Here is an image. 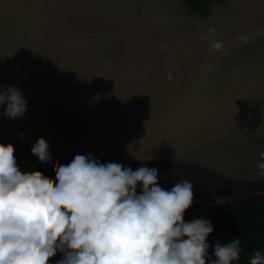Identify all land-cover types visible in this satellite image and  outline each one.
<instances>
[{
    "label": "water",
    "instance_id": "obj_1",
    "mask_svg": "<svg viewBox=\"0 0 264 264\" xmlns=\"http://www.w3.org/2000/svg\"><path fill=\"white\" fill-rule=\"evenodd\" d=\"M209 29L224 51H210ZM12 84L27 111L0 108V142L18 162L40 165L43 136L55 167L91 153L135 170L130 145L158 157L146 166L163 188L190 180L193 206L264 195V0L199 14L185 0H0V85Z\"/></svg>",
    "mask_w": 264,
    "mask_h": 264
},
{
    "label": "clouds",
    "instance_id": "obj_2",
    "mask_svg": "<svg viewBox=\"0 0 264 264\" xmlns=\"http://www.w3.org/2000/svg\"><path fill=\"white\" fill-rule=\"evenodd\" d=\"M213 32L208 30L210 51H224ZM238 39L248 43L244 36ZM172 78L170 69L167 79ZM99 99L97 94L94 100ZM0 108L7 120L23 117L27 101L17 85H0ZM129 146L126 151L143 166L134 170L76 154L55 169L53 184L43 171L22 168L13 144L0 142V264H238L239 238L210 240L209 219H186L194 184L185 179L163 188L158 169L146 166L158 157L143 159ZM31 153L43 169L53 168L43 136ZM255 171L264 178V151ZM248 264H264V251H255Z\"/></svg>",
    "mask_w": 264,
    "mask_h": 264
},
{
    "label": "trees",
    "instance_id": "obj_3",
    "mask_svg": "<svg viewBox=\"0 0 264 264\" xmlns=\"http://www.w3.org/2000/svg\"><path fill=\"white\" fill-rule=\"evenodd\" d=\"M213 1L225 0H185L188 6L195 12H207ZM18 162V161H17ZM23 167L41 170L55 183V169H43L41 165L30 166L18 162ZM193 215L203 216L214 225V232L210 240L219 239L228 242L233 238H239L242 246V256L238 264H248L249 258L257 251H264V195L252 196L246 200H237L223 205L192 206L186 214V219ZM58 258V257H57Z\"/></svg>",
    "mask_w": 264,
    "mask_h": 264
}]
</instances>
